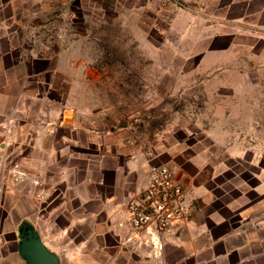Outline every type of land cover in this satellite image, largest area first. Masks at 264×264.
Listing matches in <instances>:
<instances>
[{
	"label": "rangeland",
	"instance_id": "obj_1",
	"mask_svg": "<svg viewBox=\"0 0 264 264\" xmlns=\"http://www.w3.org/2000/svg\"><path fill=\"white\" fill-rule=\"evenodd\" d=\"M146 1L46 16L21 36L20 72L54 107L100 117L118 151L172 166L189 196L207 188L214 209L264 197V0Z\"/></svg>",
	"mask_w": 264,
	"mask_h": 264
},
{
	"label": "crops",
	"instance_id": "obj_2",
	"mask_svg": "<svg viewBox=\"0 0 264 264\" xmlns=\"http://www.w3.org/2000/svg\"><path fill=\"white\" fill-rule=\"evenodd\" d=\"M120 1L0 0V264H25L18 252L23 223L34 227L60 264H264V197L249 194L261 186L226 198L234 208L226 213L211 206L207 188L187 192L191 220L162 254L128 241L129 194L147 184L150 166L167 163L118 151L116 140L106 137L109 130L100 131V117L54 107L30 86L29 64L20 72L21 36L29 37L36 22ZM123 1L127 9L139 8L132 6L139 0ZM34 50L27 42L26 60L37 58ZM198 198L205 209L196 214L192 199Z\"/></svg>",
	"mask_w": 264,
	"mask_h": 264
},
{
	"label": "built area",
	"instance_id": "obj_3",
	"mask_svg": "<svg viewBox=\"0 0 264 264\" xmlns=\"http://www.w3.org/2000/svg\"><path fill=\"white\" fill-rule=\"evenodd\" d=\"M148 173L147 184L130 192L128 197L132 231L127 240L135 239L149 245L155 254H162L167 240L191 220L193 207L172 166L152 165Z\"/></svg>",
	"mask_w": 264,
	"mask_h": 264
},
{
	"label": "water",
	"instance_id": "obj_4",
	"mask_svg": "<svg viewBox=\"0 0 264 264\" xmlns=\"http://www.w3.org/2000/svg\"><path fill=\"white\" fill-rule=\"evenodd\" d=\"M21 227L18 252L25 264H60L58 255L46 247L33 226L23 223Z\"/></svg>",
	"mask_w": 264,
	"mask_h": 264
}]
</instances>
